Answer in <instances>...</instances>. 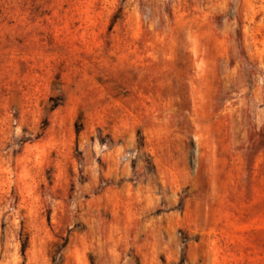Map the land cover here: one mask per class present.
I'll use <instances>...</instances> for the list:
<instances>
[{"label":"rangeland","instance_id":"obj_1","mask_svg":"<svg viewBox=\"0 0 264 264\" xmlns=\"http://www.w3.org/2000/svg\"><path fill=\"white\" fill-rule=\"evenodd\" d=\"M262 128L264 0H0V264H264Z\"/></svg>","mask_w":264,"mask_h":264},{"label":"trees","instance_id":"obj_2","mask_svg":"<svg viewBox=\"0 0 264 264\" xmlns=\"http://www.w3.org/2000/svg\"><path fill=\"white\" fill-rule=\"evenodd\" d=\"M239 35V34H238ZM255 151H262L264 147V128H262L258 133H257V141L254 143Z\"/></svg>","mask_w":264,"mask_h":264}]
</instances>
